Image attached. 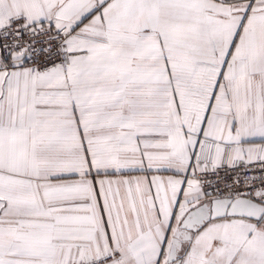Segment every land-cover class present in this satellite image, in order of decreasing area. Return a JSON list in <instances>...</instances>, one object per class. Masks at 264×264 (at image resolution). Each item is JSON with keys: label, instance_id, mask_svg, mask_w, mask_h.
I'll use <instances>...</instances> for the list:
<instances>
[{"label": "snow or ice", "instance_id": "1", "mask_svg": "<svg viewBox=\"0 0 264 264\" xmlns=\"http://www.w3.org/2000/svg\"><path fill=\"white\" fill-rule=\"evenodd\" d=\"M0 264H264V0H0Z\"/></svg>", "mask_w": 264, "mask_h": 264}]
</instances>
